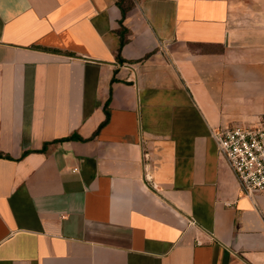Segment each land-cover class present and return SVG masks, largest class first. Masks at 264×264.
<instances>
[{"label":"crops","instance_id":"crops-1","mask_svg":"<svg viewBox=\"0 0 264 264\" xmlns=\"http://www.w3.org/2000/svg\"><path fill=\"white\" fill-rule=\"evenodd\" d=\"M119 1L0 0V264H264V0Z\"/></svg>","mask_w":264,"mask_h":264},{"label":"built area","instance_id":"built-area-1","mask_svg":"<svg viewBox=\"0 0 264 264\" xmlns=\"http://www.w3.org/2000/svg\"><path fill=\"white\" fill-rule=\"evenodd\" d=\"M219 153L236 175L242 193L264 192V116L212 130Z\"/></svg>","mask_w":264,"mask_h":264},{"label":"trees","instance_id":"trees-1","mask_svg":"<svg viewBox=\"0 0 264 264\" xmlns=\"http://www.w3.org/2000/svg\"><path fill=\"white\" fill-rule=\"evenodd\" d=\"M119 4L122 8L123 11V16L126 14V12L133 6V0H120ZM119 34L121 37V43H120V47L118 49V53H117V57L119 59H122L121 57V51H122V47L123 45L126 43L127 41V34H128V30L125 29L123 23H121V29L119 30Z\"/></svg>","mask_w":264,"mask_h":264}]
</instances>
